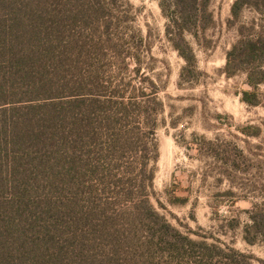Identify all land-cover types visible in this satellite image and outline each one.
<instances>
[{"label": "trees", "instance_id": "1", "mask_svg": "<svg viewBox=\"0 0 264 264\" xmlns=\"http://www.w3.org/2000/svg\"><path fill=\"white\" fill-rule=\"evenodd\" d=\"M212 2H160L185 80L197 72L186 34L206 37ZM131 7L0 0V264H254L183 233L152 203L165 106L123 35ZM246 8L264 14V0H235L230 23ZM238 34L225 73L245 72L241 100L264 105L263 25L240 23ZM178 191L174 183L169 201L186 203ZM250 217L244 238L254 245L264 239V201Z\"/></svg>", "mask_w": 264, "mask_h": 264}, {"label": "rangeland", "instance_id": "2", "mask_svg": "<svg viewBox=\"0 0 264 264\" xmlns=\"http://www.w3.org/2000/svg\"><path fill=\"white\" fill-rule=\"evenodd\" d=\"M234 1L213 0L215 23L201 42L186 34L197 61L191 80L181 78L187 62L168 37L170 22L161 0H129L131 18L122 32L141 57L143 72L160 85L165 106L152 203L192 238L218 240L252 256L254 264H264V239L251 245L244 238L253 204L264 201V105L241 100V92L250 89L245 72L225 73L239 24L255 21L264 28V14L246 8L237 25L231 24ZM174 183L186 203L169 201Z\"/></svg>", "mask_w": 264, "mask_h": 264}]
</instances>
